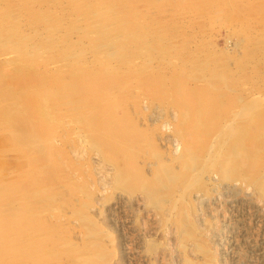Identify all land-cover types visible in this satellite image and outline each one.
<instances>
[{
  "label": "rangeland",
  "instance_id": "1",
  "mask_svg": "<svg viewBox=\"0 0 264 264\" xmlns=\"http://www.w3.org/2000/svg\"><path fill=\"white\" fill-rule=\"evenodd\" d=\"M106 1L103 4L100 2L102 9L90 6L89 10L93 13L100 12L97 17L90 18L86 9L78 8L81 0H0V28H17L13 36L6 39L8 42L0 39L1 75L7 72L11 74L23 65L22 70L29 72L32 70L31 58L38 61L36 73H39V77L44 73L70 75L76 68L101 62L125 69L126 59L122 62L108 56L105 48H102L104 43L98 38L102 21L98 16L104 14L102 11L111 3ZM113 1L128 2L131 20L127 23L130 28L135 26L136 34L143 39L135 43V48L141 52L133 60L136 79H132L131 73L129 78H121L122 82L128 79V85L122 92L129 103L126 109L135 127L146 138V144L138 148L143 154L137 156L139 160H132L128 170L123 169L121 164L116 163L115 157H111L114 153L107 150L108 146L102 141L106 140L104 136L91 130L82 113L68 112L64 115L65 127L57 131L59 137L52 139L55 140L52 141L53 149L46 145L44 137L35 162L30 164L26 163L18 149L15 150L14 142L5 139L8 133L1 129L3 121L0 120V163L5 167L0 181L4 185L23 184L7 200H15L12 204L21 207L24 206L23 198L28 197L30 202L27 209L33 213V218L44 224L41 230L31 229L25 239L39 243L30 256L31 264H264V194L261 195L257 183V178L264 175V168L256 175L253 170L241 169L240 176L235 180L225 181L219 167L232 141L231 137L234 138V134L247 122L252 130L249 136L253 138L256 136V123L264 121V37H261L264 35V0ZM113 7L117 8L116 5ZM122 10L123 7L119 5L117 11ZM124 12L119 16L122 22L129 19ZM38 15L48 17L40 20L36 19ZM119 17L117 15L106 23L108 29L116 33H113L115 37L109 33L105 38H110L115 46L123 38L115 26L119 23ZM52 21L62 27L60 34L55 32L54 37L58 42V52L64 48L65 54L59 60H48L51 51L45 44L47 34L52 30H48L46 23L51 24ZM69 22L74 23L75 27ZM66 26L68 29H65ZM21 36L31 44H39L40 53L30 54L27 49L21 48V44L11 49L8 44L14 42L15 45ZM97 43L98 46L95 45ZM113 48L109 52L117 47ZM79 56H83L84 60ZM190 58H193L191 62ZM22 59L27 63L24 64ZM205 61L209 65H205ZM210 75L218 76L220 81L231 85V88L227 86L230 91L233 90L231 99L239 103H233L234 107L231 108L224 106L219 109L215 106L213 120L218 121L222 117V131L219 129L217 135H211L207 150H196L197 156L188 170L184 163L185 143L197 145L196 141H200L197 133H203L205 128H194L190 123L195 121L184 117L177 100L187 92L197 91L201 85L213 89L215 86L209 82L219 80ZM233 75L237 80L232 78ZM151 77L156 79L158 85L163 83L164 86H160L164 90L162 97L152 92ZM8 84L19 90L16 81H9ZM212 96L215 97V94ZM71 97L63 98L67 107L87 105L83 97ZM6 103L5 98L0 96V107ZM208 110L202 107L203 112ZM122 113V109L117 110V114ZM193 115L199 114L195 111ZM227 126L231 128L227 129ZM127 141L125 143L131 146L133 139ZM262 144L258 147L263 150ZM216 151L218 155L220 153L219 156L215 154ZM213 154L215 159L211 158ZM196 162L199 164L196 165ZM163 164L169 166L173 180H164L166 185L163 184V191L157 196L161 204L152 205L148 194L137 185V174L150 177ZM171 166L174 168L171 169ZM196 168L200 169L194 173ZM45 169L51 177L45 176ZM117 170L120 174H116ZM174 175H178L177 178ZM127 176L129 179H126ZM29 177L37 181L33 183ZM180 216L184 218L185 225H179ZM181 227L184 228L179 232ZM9 248L12 253H19L15 245ZM30 258L26 259L22 254L13 261H0V264H27Z\"/></svg>",
  "mask_w": 264,
  "mask_h": 264
},
{
  "label": "bare ground",
  "instance_id": "2",
  "mask_svg": "<svg viewBox=\"0 0 264 264\" xmlns=\"http://www.w3.org/2000/svg\"><path fill=\"white\" fill-rule=\"evenodd\" d=\"M104 1H106V0H81V3L84 5H82L80 3V6L78 8L79 9H81V8L86 9V12L90 18H91V16L97 17L98 13H100V12L97 13L94 11L95 13H93L92 11L89 10L90 6L92 5L91 7L95 8L94 7V5H95L98 8L100 7L102 9V7L99 6V4H100V2H101V4H103ZM109 1L111 3L107 4L106 10H103V11L101 10L104 14H101V16H98V18L102 19V21L100 20L101 25H99V26H101V30L98 31V33H99L98 38L100 40H102V42L104 43V44L102 43L103 44L102 48L103 49L105 48L106 54L108 56L116 57V60L121 59L122 62H124L123 60L126 59V68L125 69L124 68L122 69L121 65H120L121 67H118V66L117 67H110L109 65H107V63L101 62L99 64L98 63L95 64L96 63L95 62L94 63L95 65H88V66H85V68L84 67L83 68H76L75 72L70 74V75L64 74V73L63 74L59 73V75H50V74L44 73V74H41V76L39 77L38 76L39 73H36L38 70V69H36L38 67V61L36 62L34 60L35 58H31L29 60V62H32V70H30L29 72H24L22 70V67L24 66L23 65L21 68L15 70L11 74H9V72H7V73H3L1 75V73H0V75H1V77H0V96H3L5 98V101L7 102L6 104H4L0 107L1 108L0 109V116L2 117V118H0V120L3 121L1 129L3 131L5 130L8 133V135L5 137V139H10L14 142L15 146L17 147L15 150H17V149L19 150V152L22 154V157L25 158L26 163L31 164V163L35 162L36 157H37V153H39L38 151H40L39 150L40 145L43 143L44 137H45L44 139H46V145H48V147H50V150L53 149L52 141L55 142V140H52V139H55L54 137H56V136L59 137L58 135H56L57 131L60 132V129L65 127L64 125H66V124L63 123L64 118H65L64 115L68 112H73V114L75 112L82 113L83 119H85L86 122L90 125L91 130L96 131L97 134L98 133L101 134V137L104 136V138L106 140L104 141V139H102V141L104 142L106 147L108 146V149L106 147L105 148L107 150H109V149L112 150V153H114V154L111 157L112 158L115 157L116 163L118 162L119 165L121 164L123 169L126 168V170H128V168H130L129 164L132 162V160L134 158L136 159L137 156L142 153L141 150H139L138 148H140V147L142 148L146 144L144 142V141H146V138L139 131V129L135 127V125L131 121V116L129 115V112L127 111L128 107H129V105H128L129 103H127V101L125 100V98L122 95L124 87H126L128 85V79H126L127 80L126 82H122V79H121L123 77L127 78L130 75V73H131L130 76L132 77V79L133 78L136 79V75H134L136 73L134 72L135 69L133 68L134 67L133 66V60H135V58L137 57V53H141V52L137 51V48H135L136 44H138L136 42H137V40H139L141 38V36L136 34L135 26H132L130 28V26H129L130 24L128 25V23H127V22H130V20H131L129 17L130 10L128 9V2H126V3L121 2V1L120 2L119 1L114 2L113 0H109ZM106 3H107V1H106ZM113 5H116L117 8L119 5L122 6L123 7L122 11H125L124 13H125L126 17L127 16L129 17V19L124 20V22H122V19L119 17L122 11L121 12L117 11V8L115 9L113 7ZM70 7H71V5H70ZM98 8H97V10L100 9V8L99 9ZM43 11L46 13L45 10H43ZM82 13H83V11H82ZM7 14L9 15V13H7ZM45 15H38V16H36V19L37 18H39L40 20L41 19H47L48 16H46V18H45ZM62 15H63V13H62ZM83 15H85V14H83ZM117 15L119 17V23H118V21L115 20L118 23V25H115V26H116V29L120 30L119 32H121V35H123V38H122V40L118 41L116 43V46H115L113 44L112 40H110V38L106 39L105 37L108 36L109 33L113 36H114L113 33H116L115 31L111 32V30L108 29V25H106V23L111 21L112 19L116 18ZM58 16H60V15H58ZM49 17H51V16H49ZM89 17H87V18H89ZM94 19L95 18H93L92 20H94ZM13 21H15V20H13ZM89 21H91V20H89ZM48 23H46L47 25H49L48 30H50L52 28V30H50V33L47 34V38L45 40L46 47L48 49H50V51H51V54L49 55L48 60L49 59L59 60L60 59L59 57L62 58V55L64 56V54H65L63 52L64 48L58 52V50H57L58 42H57L56 38H54V37H55L56 33H58L59 31L62 30V27L56 21H52L51 24H48ZM90 23H93V21ZM96 23H98V22H96ZM134 23H135V21H134ZM75 24H77V22ZM78 24H79V22H78ZM71 25H74V23ZM97 26H95V27H97ZM63 27H65V26H63ZM74 27H75V25H74ZM70 28H72V27H70ZM65 29H68L67 26ZM137 29L140 30L141 28L140 29L137 28ZM15 30H17V28H15V27H12L11 29L0 28V39H2L1 41L3 42V39L6 40L7 38L12 37ZM84 30H86V29H84ZM91 30H93V29H91ZM75 31H77V30H75ZM123 31H125V32H123ZM72 32H73V30H72ZM137 32H139V31H137ZM66 33H69V32H66ZM89 33H91V32H89ZM59 34H60V32H59ZM80 34L82 35L83 33L81 32ZM21 37L18 40V42L15 39V41H16L15 45H14V42L8 44V45H11V49L13 47H15V48L20 47L19 44H21L22 45L21 48L27 49L28 53H30V54L40 53L41 46H38L39 45L38 43H37L38 45H34L35 43L31 44L30 42L25 40V37L24 38L23 37L21 38ZM261 37H264V35ZM140 40H143V39H140ZM253 40L255 41V39H253ZM263 40H264V38H263ZM91 42H92V40H91ZM0 44H1V42H0ZM92 44L94 46L93 42L91 43V45ZM144 44H146V43H144ZM144 44H142V45H144ZM260 44H261V42H260ZM4 45L6 46V44H4ZM89 45H90V43H89ZM95 45L98 46V43ZM113 47L114 48L117 47L116 50H114L115 52L114 51L112 52V50H111L112 53L109 52V50ZM5 48H7V46ZM70 48H72V47H70ZM81 49H83V48H81ZM261 50H263V49H261ZM259 51H258V53H259ZM98 52L100 53L101 51H98ZM60 53H62V54H60ZM77 53H79V52H77ZM86 53L87 52H85V54ZM255 53H256V51H255ZM96 55H98V54H96ZM99 56H100V54H99ZM103 56H105L104 53H103ZM260 56L262 57V55H260ZM21 57L22 56H20V58ZM81 57L83 59V56H81ZM81 57L79 56V58H81ZM84 57H85V55H84ZM76 58H74V59H76ZM196 58H199V57L197 56ZM191 59H193V58H190L189 61ZM262 59H263V57H262ZM22 60H23L24 64L27 63V62H25V59H22ZM57 60H55V61H57ZM77 61H80V60H77ZM202 61L203 60H201V62ZM196 63H198V62H196ZM109 64H111V61ZM200 65H203V64L200 63ZM205 65H209V64H207V62H206ZM201 67L202 66H200V68ZM205 67H207V66H205ZM62 71H63V69H62ZM224 71H222V72H224ZM205 73H206V71H205ZM235 73L237 74L238 72H235ZM209 74H210V72H209ZM211 74L215 75L216 73L212 72ZM205 75H204V77L206 78ZM212 78H218V80H219V82H211V81L209 82L215 86L213 89L210 90L207 85H201V87L197 91L187 92L184 96H182L181 98H179L177 100V102L180 103L178 108L182 109V111L184 112L183 113L184 117L190 118L192 121H195L194 123L192 122L190 124H192L194 126V128L195 127L205 128V129H203V131H204L203 133H201V132L197 133V137L200 140V141H196L197 145H193L192 143H185L186 151H184V152H186V155H185L186 161L184 163H186V167H188V170H189V167L191 166L190 164L193 162V160L197 156L196 150L197 149H199L200 151L207 150L208 147L210 146L209 145L210 140L212 139V138L210 139V137H212L211 135L214 136L217 132H219L222 129V127L220 129V126L222 125L221 124L222 117H219L218 121L213 120V117L215 115V113H214L215 108H216L215 106L217 105L219 109L221 107H224V106H226L227 108H231V107H234L233 103L236 102L235 105H237L239 103V101L234 102L233 101L234 99H231L232 91H233V90L230 91V88L232 87L231 85L229 86L226 82L220 81V78L218 76L212 77ZM232 78L237 80L235 78V76ZM226 79H227V77H226ZM149 80H151L150 83H151L152 89H153L152 92H154V93L157 92L158 93L157 95L162 97L164 94V90L161 89L160 86H164L163 83H159V85H158L157 81H155L156 79L154 77H151ZM9 81H13V82L16 81L19 84V90L20 91L11 88V84H10V86L8 84ZM153 81H155V82L152 83ZM228 82H230V80ZM64 83L68 84V86H71V87L66 86ZM27 86H30V87L34 88L35 90H29V88ZM227 86H229L230 88H228ZM126 90L127 89H125V91ZM214 94H215V97L212 96ZM68 95H71L72 96L71 98H73L74 96H77V95L83 97L85 99L87 105H85V106L78 105L77 107L72 106V108L67 107L68 104L64 103L65 100H63V98L65 96H68ZM202 107H205V109L209 108V110L207 112H205V111L203 112ZM119 109L123 110L122 114H117V110H119ZM195 111H197L199 115H193V112H195ZM211 111H212V113H211ZM246 118H248V116H246ZM68 119L69 118H67V120ZM230 125H232V124H230ZM224 126H225V124H224ZM256 126H257L256 130H254L256 132V136L253 138L251 137V135L249 136V134L252 133L251 132L252 130L250 129L251 128L250 123L247 124V122L245 125H243V127L241 129H239L234 134L235 135L234 138L231 137L232 141L229 143V145L227 147V151H226L225 155H223L222 160L219 163L220 164V166H219L220 167V173L222 174V177L225 178L224 179L225 181H226V179H228V180L234 179L235 180V177L240 176L241 169L253 170L255 172V175H256V174L260 173L262 168H264V149L262 150L260 147H258L260 145H263L262 143H264V121L256 123ZM228 127H230V126H227L226 128L228 129ZM229 130H231V129H229ZM223 134H225V131L223 132ZM179 136H180V134H179ZM230 136L231 135H229V137ZM217 138H218V136H217ZM128 139H131V140L133 139V143L131 144V146L125 143V142H128L127 141ZM56 140H58V139H56ZM187 141H189V140H187ZM208 141H209V144H208ZM225 141H226V137H225ZM223 143H224V141H222L221 146L223 145ZM218 147H220V145ZM1 150H2V148H1ZM3 150H4V148H3ZM5 150H6V148H5ZM138 150H139V152H138ZM216 150H218V149H216ZM7 151H8V149H7ZM13 151L14 150H12V152ZM103 151H105V149ZM57 154H60V153H57ZM215 154L217 156L220 155V153H219V155L217 154V151ZM215 154H213V157H211L212 159L213 158L215 159V156H214ZM108 155H109V153H108ZM205 157H207V156H205ZM136 160H139V159H136ZM184 160H185V158H184ZM196 160H198V159H196ZM195 161H194V163H195ZM257 162H259V163L257 164ZM197 164H199V163L196 162V165ZM121 166L120 167L118 166V168H121ZM161 166L162 167H160V169L157 172H154L150 177L143 174V173H138L137 178H136L137 185L141 188V190H143L146 193V195L148 194V196L150 197V202L152 205L161 204L159 202L161 199L159 200L157 197L158 193L160 191H163V186H164L163 184L166 185L165 181L171 179V175L169 174V170H170L169 166L168 167L164 166V164ZM174 166L173 167L171 166V169L174 168ZM195 166H193V170H194ZM4 168H5L4 165L2 163H0V174H3ZM39 169H37V170H39ZM65 169H66V167H65ZM177 169L174 171L176 172ZM181 169L184 170L183 167ZM190 169H192V168H190ZM196 169H195L194 173L196 171H198V169H200V168H198L197 170ZM202 169L203 168L201 167V170ZM216 171H218V170H216ZM118 172L119 171L117 170L116 174H120ZM191 172L193 173V171H191ZM192 173H190V175ZM200 173H202V172H200ZM44 174L46 177H51L49 174H47V169L44 170ZM178 174H180V173H178ZM181 175H182V173H181ZM184 175H185V173H184ZM198 175L201 176V174H198ZM123 176H126V175H123ZM174 176L177 178L178 175L177 176L174 175ZM194 176H196V175H194ZM222 177H221V179H222ZM30 178L33 179L32 177H29V179ZM190 178H191V176H189V179ZM194 178H193V181L195 179H197V178H195V179ZM25 179H28V177H26ZM126 179H129L128 176ZM242 179H244V178H242ZM171 180H173V179H171ZM21 181H24V179H22ZM36 181H37L36 179H33V183ZM163 181H164V183H163ZM246 181H247V179H246ZM186 182H188V180H186ZM172 183H173V181H172ZM257 183H258V187H259V190L261 192V195H263L264 194V175L262 177L257 178ZM0 184H1L0 185V261L1 262L2 261H9V260L13 261V259L20 257L22 254L25 255L26 259H28L33 254L34 248H36V246L39 244V243L34 242L32 240H26L25 241V239L28 237V232H30L31 229L41 230L40 229L42 227L41 225H44V224L39 223L37 218H35V217L33 218L32 217L33 213L31 211H29L30 209L29 210L27 209V206L29 205V202H30V200H28V197H27V199L25 197L23 198V200H24L23 205L26 208L24 206L19 207L18 205L12 204V202H15V200L8 201L10 199V196H13V194H15V191H17L16 189H18V187L22 186L23 184L22 185H20V184L19 185L18 184L17 185H4L2 181H0ZM167 186H169V185H167ZM263 201H264V199H263ZM25 202L27 204H25ZM183 212H184V209H182V216H183ZM179 213H181V212L179 211ZM174 215H176V214H174ZM173 217H172V219H173ZM177 217H178V215H177ZM178 219L180 220L179 225L180 224H181V226L185 225L184 224L185 223L184 218L181 219V216H180ZM182 228H184V227L179 228V230ZM186 230H187V228H186ZM183 231H184V229H183ZM179 232H182V231L180 230ZM175 233H176V231H175ZM185 234H186V231H185ZM187 234L190 235V233H187ZM190 236H192V235H190ZM189 238H191V237H189ZM14 245L17 248V251L19 252L17 254L12 253V251L9 248L10 246H14ZM181 246L183 247V245H181ZM8 248L10 251L8 250ZM10 257H11V259H10ZM95 258L99 259V258H97V256H95ZM96 259H94L92 262H94ZM31 261H32V258H30V260L27 264H31ZM37 261H38V259H37ZM6 263H9V262H6ZM32 264H35V263L32 262ZM94 264H96V263L94 262Z\"/></svg>",
  "mask_w": 264,
  "mask_h": 264
}]
</instances>
